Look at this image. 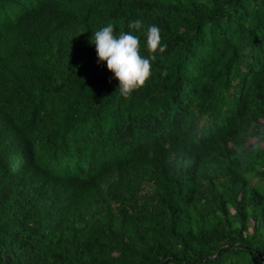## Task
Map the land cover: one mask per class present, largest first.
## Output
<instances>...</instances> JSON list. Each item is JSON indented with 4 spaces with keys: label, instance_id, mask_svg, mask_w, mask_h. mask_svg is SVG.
Segmentation results:
<instances>
[{
    "label": "trees",
    "instance_id": "1",
    "mask_svg": "<svg viewBox=\"0 0 264 264\" xmlns=\"http://www.w3.org/2000/svg\"><path fill=\"white\" fill-rule=\"evenodd\" d=\"M136 19L168 47L125 99L90 39ZM253 123L264 0H0V264H264Z\"/></svg>",
    "mask_w": 264,
    "mask_h": 264
},
{
    "label": "clouds",
    "instance_id": "2",
    "mask_svg": "<svg viewBox=\"0 0 264 264\" xmlns=\"http://www.w3.org/2000/svg\"><path fill=\"white\" fill-rule=\"evenodd\" d=\"M143 28V21L136 19L129 22V31H121L117 34L115 25L109 22L96 31L90 39V43L96 46L97 63L106 64L107 69L112 73V78L118 81L116 89H118L119 95L125 99L145 85V82L151 76L152 63L156 61L157 55L163 54L168 47L166 43L162 42L163 37L160 27L151 24L143 32L146 38L148 55H142L140 37L134 35L133 30L140 32ZM109 82H111V79ZM129 130H132V128ZM232 150L235 159L241 164L251 155L264 150V125L257 127L253 123L249 142L235 143ZM179 169H181V165L178 164L177 170Z\"/></svg>",
    "mask_w": 264,
    "mask_h": 264
},
{
    "label": "bare ground",
    "instance_id": "3",
    "mask_svg": "<svg viewBox=\"0 0 264 264\" xmlns=\"http://www.w3.org/2000/svg\"><path fill=\"white\" fill-rule=\"evenodd\" d=\"M245 92V91H244ZM111 118V117H110ZM192 147V146H191Z\"/></svg>",
    "mask_w": 264,
    "mask_h": 264
}]
</instances>
